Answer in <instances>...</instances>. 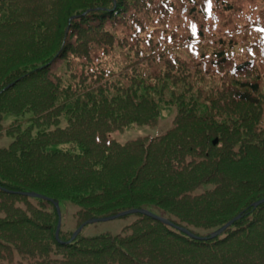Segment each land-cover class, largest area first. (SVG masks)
<instances>
[{
	"label": "trees",
	"instance_id": "obj_1",
	"mask_svg": "<svg viewBox=\"0 0 264 264\" xmlns=\"http://www.w3.org/2000/svg\"><path fill=\"white\" fill-rule=\"evenodd\" d=\"M2 136L0 264H264V0H0ZM50 200L172 225L68 242Z\"/></svg>",
	"mask_w": 264,
	"mask_h": 264
},
{
	"label": "rangeland",
	"instance_id": "obj_2",
	"mask_svg": "<svg viewBox=\"0 0 264 264\" xmlns=\"http://www.w3.org/2000/svg\"><path fill=\"white\" fill-rule=\"evenodd\" d=\"M175 112H176V107L174 105L163 106L161 109L160 118L156 123L152 125L132 124L124 127L121 130L110 131L108 133V136L111 139L117 140L119 142H125L127 140L135 139L142 136H156L163 134L172 126ZM30 115H31L30 113H26L27 117H30ZM19 118L21 117L17 114H13V113L5 114V118L3 120V126L8 127L15 119H19ZM37 130H38L37 128L34 129L35 133L37 132ZM11 141H12V137L10 136L0 137V148L7 147ZM59 207L61 212L62 230L64 232L74 231L76 229L75 227L76 221L74 218V213L77 210V206L71 203L70 201L66 200V201H61ZM135 218H136L135 215L128 214L114 218L112 220L86 224L79 233L81 234V236H86V237L96 236L104 233L115 235L117 233H120L124 228V226L133 222ZM5 263L10 264L7 261H5Z\"/></svg>",
	"mask_w": 264,
	"mask_h": 264
},
{
	"label": "water",
	"instance_id": "obj_3",
	"mask_svg": "<svg viewBox=\"0 0 264 264\" xmlns=\"http://www.w3.org/2000/svg\"><path fill=\"white\" fill-rule=\"evenodd\" d=\"M217 141V139L215 138L214 139V143ZM23 195H26V196H30V197H39V198H42V199H46L48 200L47 197H45L44 195H41L37 192H33V191H27V192H22ZM52 201V200H50ZM53 202V201H52ZM261 202H264V199H261V200H258L254 203V205H258L259 203ZM53 205L55 207V210H56V214H57V226H56V231H55V236H56V239H59L58 238V234H59V230H60V226H61V212H60V207H59V204L57 201H54L53 202ZM141 213L143 215H146L148 217H151L152 219L154 220H158V221H161L163 223H166V224H169V225H172V223L165 219L164 217L162 216H159L157 214H154L146 209H128V210H125V211H122V212H119V213H116V214H113V215H109V216H103V217H94V218H90V219H87L85 222H83L82 224H80L74 231L73 233L71 234L70 238L68 239V242L72 241L76 236L77 234L82 230V228L86 225V224H90V223H95V222H100V221H107V220H112L114 218H117V217H121V216H124V215H128V214H133V213ZM236 218V217H235ZM234 219L228 221L225 225H223L222 227L212 231L209 235V237L213 238L217 235H219L227 226H229L232 222H233ZM179 230H181L182 232H184L185 234H187L188 236L190 237H196L195 235H193L192 233H190L188 230L184 229V228H181V227H177ZM199 239H201V237H197Z\"/></svg>",
	"mask_w": 264,
	"mask_h": 264
}]
</instances>
